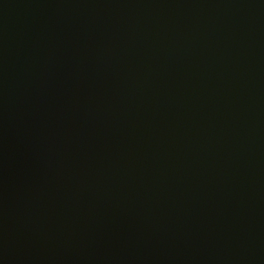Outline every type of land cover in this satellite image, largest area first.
Here are the masks:
<instances>
[{"label": "water", "instance_id": "95a60500", "mask_svg": "<svg viewBox=\"0 0 264 264\" xmlns=\"http://www.w3.org/2000/svg\"><path fill=\"white\" fill-rule=\"evenodd\" d=\"M0 264H264V0H0Z\"/></svg>", "mask_w": 264, "mask_h": 264}]
</instances>
